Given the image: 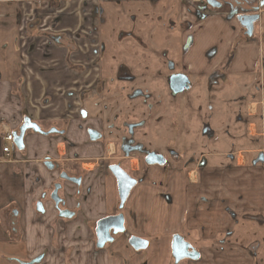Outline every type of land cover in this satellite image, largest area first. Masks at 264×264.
I'll use <instances>...</instances> for the list:
<instances>
[{
	"label": "crops",
	"instance_id": "1",
	"mask_svg": "<svg viewBox=\"0 0 264 264\" xmlns=\"http://www.w3.org/2000/svg\"><path fill=\"white\" fill-rule=\"evenodd\" d=\"M101 1L0 0V137L26 116L42 129L66 124L65 136L29 131L24 149L10 157L0 151V249L8 246V259L23 262L45 253L41 264H168L152 250L164 242L173 256L180 235L200 253L185 264H257V246L252 251L230 238L241 219L264 216V7L251 37L229 5L204 14L182 2L181 14L185 73L233 80L247 137L261 144L244 140L238 151L207 153L192 167L182 161L144 167L123 213L127 234L147 248L138 251L120 237L97 250L92 222L118 209L114 179L95 166L104 145L90 142L89 123L79 114L82 93L103 76ZM49 157L83 162L80 193L73 184L65 189L73 220L60 218L50 199L38 206L59 176L46 166Z\"/></svg>",
	"mask_w": 264,
	"mask_h": 264
},
{
	"label": "rangeland",
	"instance_id": "2",
	"mask_svg": "<svg viewBox=\"0 0 264 264\" xmlns=\"http://www.w3.org/2000/svg\"><path fill=\"white\" fill-rule=\"evenodd\" d=\"M182 2L101 1L103 13L98 17L103 38V78L96 101L89 93L83 96V102L88 125L103 129L109 139H114L112 134L115 132H123L118 125L123 115L130 124L144 120L145 125L137 132L145 137L146 149L156 148L166 155L173 153V164L182 161L192 167L202 158L206 160L207 153L236 152L244 140L259 146L261 139L247 137L248 117L241 114V102L233 96V80L224 82L223 74L218 72L210 78L190 77L185 73L181 46L185 27L181 22ZM178 74L190 77L192 85L189 89L175 92L170 86V76ZM225 90L228 92L226 97L223 96ZM95 102L97 106L94 107ZM79 114L83 115L80 111ZM53 125L60 126L61 123ZM207 126L212 135L206 133ZM49 128L51 125L44 126V129ZM3 145L1 137L0 151ZM142 158L141 153L131 154L130 159H135L134 168L143 165ZM218 158L220 156L214 160ZM230 239L250 248L257 246L260 255L257 263L264 264V216L241 219ZM8 252V246L2 247L0 260L4 264H13L8 259ZM152 252L161 257L160 262L176 264L164 242ZM186 260L180 263L185 264Z\"/></svg>",
	"mask_w": 264,
	"mask_h": 264
},
{
	"label": "flooded vegetation",
	"instance_id": "3",
	"mask_svg": "<svg viewBox=\"0 0 264 264\" xmlns=\"http://www.w3.org/2000/svg\"><path fill=\"white\" fill-rule=\"evenodd\" d=\"M146 1L150 2V3H156V2L161 1V0H146ZM192 1H193L194 6H195V9H198L201 13H204V14H207L208 12H212V11H218L226 5H229L231 7V13L236 15V16L239 14H247V15L259 14V7H260L259 6L260 3L258 4L256 0H217L222 4L220 8L212 7L211 5L208 4L207 0H192ZM183 2L190 3L191 1L190 0H183ZM194 2H197L198 4H196ZM102 13H103V8L102 9L99 8V11H97L96 15L99 16V15H102ZM101 48H102V52H103V43H102ZM180 75L181 74H178L175 76H180ZM217 75H218L217 73H214L211 77L217 76ZM175 76H173V75L170 76V79H169L170 86L171 85L173 86V82L175 84L178 82V80L174 79ZM102 78H103V76H102ZM187 78L189 80L188 81L189 86L187 88H185V90L189 89L192 85V83L190 82L191 81L190 77L187 76ZM100 81L101 80H99L98 86L94 90L83 92L82 97L90 93L92 95V98H94L96 101L97 96H98V92L100 89ZM185 90H183V91H185ZM93 104H94L93 105L94 107L97 106V102H95ZM80 112L83 114L81 116L82 121L89 119L87 116V114H88L87 110L84 107L83 99H82V106L80 108ZM94 114H95V116H97L98 111L95 112ZM31 124H37V123H34L28 116H26L24 118L22 125L15 131H12V130L6 131L4 136H3V139L7 136V134H12L13 138L15 139L16 135H20L21 129L23 127L31 126ZM118 125L121 126V128L123 129V132H121V133L115 132V134H112V137L114 139H109V136L106 135V132L97 126H95V127H92V126L90 127L89 125L87 126V132H88V137H89L90 142L91 143H99L100 142L104 145V148H105L104 156L94 158L95 159V166H97V168L103 170L108 175H110L114 179L115 184L117 186V200H118L117 211L113 214H108L107 216H105L101 220H98L96 222H92V229L94 230L95 241H96L95 247L97 248V250L104 249L106 246L117 241L120 237H125L127 240H129V242L131 241V237L127 234V230H126V226H125V216H124L123 212H124L125 205L129 199L131 193L143 180V177L140 175L141 170L144 169V167H150V166L163 167V166L172 164L171 158L173 157V153H171V154L169 153L168 155H166V153L158 151L156 148H153V149H146L145 148V145H144L145 137L140 136L139 133L137 132V130H139V128L141 126L145 125L144 120H139L137 122H133L132 124H130V123H128V118L125 115H123V118L120 119ZM119 126H116L117 129H119ZM40 129H41V131H35L34 129L27 127L26 132H25V136H26L27 132H29V131L39 132V133L44 134V135H55V134L61 135V136L66 135V124L63 122L60 126L51 125V128H49V129H42L41 127H40ZM91 130L96 131L97 135L100 134V137L96 140H93L90 136ZM205 131H206V133H209L212 130H210V128L207 126V130H205ZM210 134H212V133H210ZM25 136H24V141H25ZM0 139H1V137H0ZM14 144H15V142H14ZM111 144L113 146V151L110 148ZM24 147H25V142H24ZM15 149H17L16 145H15ZM1 152L3 153V151H1ZM134 153H141V155L143 156V158H142L143 159V161H142L143 165L139 164V167H137V168L133 167V160H135V159H130L131 154H134ZM162 158L165 159L164 164H158V163L150 164L147 162L148 159L149 160H159V159L161 160ZM139 161H140L139 163H141V160H139ZM192 161H193V159H192ZM129 163H131V166H129ZM199 163H204L203 158L201 159V161ZM45 164L47 167H49L53 170L59 171V176H58V180L53 184L52 188L43 195V197L39 201L38 206H39V208H43L42 207L43 202L46 199H50L54 202L56 208L59 210L60 218L65 219V220H73L76 217L75 216L76 212L67 207L66 198H65V189H66V185L68 183L73 184V185L77 186L78 192L80 193L81 187L83 184V180L85 177V175L83 173L84 169L82 168L83 162L80 160L79 161L76 160L73 162V164H70L69 161H64V160L58 161V160H55V159L49 157L45 160ZM184 165H185V163H184ZM185 166H187V165H185ZM118 168L121 169L129 177H131L132 179H134L136 181V184L132 188L131 193H130V195H129V197H128L123 208H120L121 199H120L119 191H118V179L116 178L115 173H114V170H118ZM56 190H57V192H56ZM55 192L57 194L55 196H57V199L59 201L58 205L53 200V194H55ZM63 211H69L72 215L71 216H64V215H62ZM119 215H123V217H124L123 231H119L118 233H115V229L113 227L110 228L109 230H107L108 225H106L105 223L101 224V221H103L104 219L109 218V217H116ZM190 250L193 251V250H195V248L192 247ZM251 250L256 251L255 248H253V247H251ZM45 255H46L45 253L40 254L36 258H34L32 260H28L26 262H23V261L16 259V258H12V259H10V261L13 264H41V263H43V261L45 259ZM199 255H200V253H199ZM173 258H174V256H173ZM174 262H175V258H174ZM179 263H176V264H179Z\"/></svg>",
	"mask_w": 264,
	"mask_h": 264
},
{
	"label": "water",
	"instance_id": "4",
	"mask_svg": "<svg viewBox=\"0 0 264 264\" xmlns=\"http://www.w3.org/2000/svg\"><path fill=\"white\" fill-rule=\"evenodd\" d=\"M207 2L209 5L216 8H220L222 5L217 0H207ZM260 7H264V0L261 1ZM237 19L239 20L241 26L246 30V34L249 37H251L254 34L255 24L260 19V14H250V15L239 14L237 15ZM174 79L178 80L176 84L173 82V89L175 90V92H181L189 86L188 85L189 80L185 75L175 76ZM27 127L32 128L35 131H41L40 127L37 124H31V126L23 127L21 129L20 135H16L14 139L15 145L19 150H22L24 148V136ZM90 136L93 140H96L100 137V134L97 135L96 131L91 130ZM147 162L150 164H155V163L164 164L165 159L164 158H162L161 160L148 159ZM114 173L116 178L118 179V191L121 199L120 208H123L131 193L132 188L136 184V181L131 177H129L125 172H123L119 168L118 170H114ZM56 192L55 194H53V200L58 205L59 201L57 199V196H55L57 195ZM62 215L71 216L72 214L69 211H63ZM123 220H124L123 215H119L116 217L106 218L103 221H101V224L105 223L106 225H108L107 230L113 227L115 229V233H118L119 231H123V222H124ZM130 243L132 247L135 248L136 250L146 249L148 246V242L146 240H143L138 237H132ZM191 248H192L191 244L187 242L182 236L180 235L175 236L172 243V250H173V256L175 258V262L179 263L184 259L197 260L200 255L196 250L191 251L190 250Z\"/></svg>",
	"mask_w": 264,
	"mask_h": 264
},
{
	"label": "built area",
	"instance_id": "5",
	"mask_svg": "<svg viewBox=\"0 0 264 264\" xmlns=\"http://www.w3.org/2000/svg\"><path fill=\"white\" fill-rule=\"evenodd\" d=\"M33 1V0H32ZM15 149L14 138L12 134H7L4 138V145L2 148L3 154L10 157Z\"/></svg>",
	"mask_w": 264,
	"mask_h": 264
},
{
	"label": "bare ground",
	"instance_id": "6",
	"mask_svg": "<svg viewBox=\"0 0 264 264\" xmlns=\"http://www.w3.org/2000/svg\"><path fill=\"white\" fill-rule=\"evenodd\" d=\"M110 148H111V150L113 151V146H112V144L110 145Z\"/></svg>",
	"mask_w": 264,
	"mask_h": 264
}]
</instances>
